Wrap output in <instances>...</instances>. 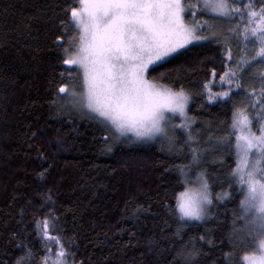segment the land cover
Returning <instances> with one entry per match:
<instances>
[{
    "label": "trees",
    "instance_id": "obj_1",
    "mask_svg": "<svg viewBox=\"0 0 264 264\" xmlns=\"http://www.w3.org/2000/svg\"><path fill=\"white\" fill-rule=\"evenodd\" d=\"M70 3L0 0V264H15L24 255L21 242L38 264L45 243L35 221L49 213L58 218L50 235L75 254L77 264H184L176 252L192 237L200 250L196 264H227L226 253L241 257L250 251L236 244L246 221L243 190L233 176L231 121L234 108L253 115L259 100L264 64H241L258 47L243 38L248 26L243 5L258 10L264 0H236L241 11L227 19L197 9L195 20L211 24L218 39L203 40L151 68V78L175 89L183 85L191 95V142L204 152L199 169L215 200L209 219L188 222L180 237L174 234V194L184 185L176 166L192 163L193 145L178 133L177 148L123 144L108 152L101 124L68 110L59 93L67 82L60 77L64 56L56 37L63 36L60 21L67 20L63 9ZM186 19L192 22L190 13ZM201 34L211 35L206 28ZM229 69L237 73L231 98L209 102L203 85L213 93L229 90L218 85ZM226 192L228 199L216 198ZM47 246L54 257L55 243Z\"/></svg>",
    "mask_w": 264,
    "mask_h": 264
},
{
    "label": "snow or ice",
    "instance_id": "obj_2",
    "mask_svg": "<svg viewBox=\"0 0 264 264\" xmlns=\"http://www.w3.org/2000/svg\"><path fill=\"white\" fill-rule=\"evenodd\" d=\"M235 4L236 0H71L63 9L67 20L62 19L60 25L64 28L63 36H68L69 31L74 34L69 37L66 47L57 46L63 47L66 58L62 62L76 66L80 83L71 92L62 85L59 93L65 96L61 99L70 98L72 108L104 126L111 134L105 137L108 152L112 150L109 141H120L121 138L131 140L135 137L144 142L167 139L171 145L173 138L169 135V126L173 130L189 128L187 108L191 95L183 85L175 89L151 78L150 66L179 54L182 49L187 50L194 42L218 39L211 24L205 22L202 26L195 20L197 9L226 17L241 11ZM243 7L247 9L248 17L243 38L258 47H254L251 61L243 59L241 64L251 67L257 60L264 64V5L258 10L251 3ZM189 13L192 22L186 19ZM205 28L210 36L201 34ZM63 36H57L56 41H61ZM259 76V100L253 105L254 114L250 116L246 108H234L231 121L239 158L233 176L238 177L246 189L244 199L240 201L241 218L246 221L247 235L252 236V240L244 237L240 243L251 250L241 257L226 253L227 264H264V71ZM236 77V71L231 69L220 75L222 84L229 85V90L223 92L213 93L210 85L204 84L208 101L230 99ZM235 87L240 89L242 84L236 83ZM255 94L253 87L251 95ZM257 106L259 111H256ZM177 116L180 123L174 124ZM188 137L191 138L190 131ZM253 150L255 158L250 162ZM197 159L194 152L193 162ZM176 170L184 177L180 181L184 190L174 194L176 211L173 215L177 217L174 234L180 237L188 222L205 219L213 199L205 173L197 176L198 187L193 188L189 186L185 166L178 165ZM45 172L39 174L41 178ZM216 198L220 199L221 194ZM46 200L51 203L50 194ZM57 219L49 213L35 221L37 234L45 243V254L39 258L38 264H69V257H72L71 264H77L75 254L58 236L50 235ZM196 239L190 238L176 252L184 264H196L200 254ZM198 239L204 240L205 236ZM53 242L57 248L54 257L52 249L47 246ZM21 246L24 255L18 257L15 264H34L32 249L23 242Z\"/></svg>",
    "mask_w": 264,
    "mask_h": 264
},
{
    "label": "rangeland",
    "instance_id": "obj_3",
    "mask_svg": "<svg viewBox=\"0 0 264 264\" xmlns=\"http://www.w3.org/2000/svg\"><path fill=\"white\" fill-rule=\"evenodd\" d=\"M205 12L208 13L209 15H212V16L217 17V18H220V19H227V18H230V17L232 16V13H231L229 16H226V17H220V16H216L214 13H210V12H208V11H205ZM200 42H202V41L194 42L192 45H195V44L200 43ZM192 45H189L188 47H190V46H192ZM181 51H183V49H182ZM174 55H176V54H173V56H174ZM171 57H172V56L166 58V60H168V59L171 58ZM166 60H165V61H166ZM165 61L158 62L157 64L150 66V69L153 68L154 66L160 64V63L165 62ZM72 67L74 68V70H76V66H75V65H72ZM220 82H221V81H220ZM234 83H235V80H234ZM220 84H221L222 86H224L225 89H226V88H229V85H228L227 83H223V84H222V82H221V83L218 84L220 87H222ZM221 92H222V91H221ZM224 99H225V98H224ZM64 102L67 104L68 110H69L70 112L75 113V114L80 115V116H86V115H83L79 110L72 108L71 103H70V98L65 99ZM65 103H64V104H65ZM189 105H190V101H189L188 108H187V116H188V118H189V121H188V123H189V128H187V129H185V128H176L175 130H173L171 126H169V128H168L169 135L172 136V138H173V143H172L171 145L169 144V141H168L167 139H159V138H157L156 140H151V141L144 142V141H138V140H136L135 137H132L131 140H125V138H121L120 141H115V142H113V141L110 140L109 143H111L112 147L120 146V145H123V144H126V145H138V146H150V145L160 144V143H161L163 146L168 147V148H177V145H176V139H177V135H178V133H179L180 135H183V134H184V135H186V136L188 137V132L190 131V132H191V138L189 139V137H188L187 139H189V140H187V142H188L189 144L193 145V142H191V141H194V139H193V137H192V136H193L192 129H193V127H194L195 122H194V120H193V119L190 117V115H189V111H188V109H189ZM258 111H259V109H258ZM248 114H249V113H248ZM168 115H170V114H168ZM249 115H250V114H249ZM250 116H251V115H250ZM97 122H98V121H97ZM173 123H174V124H179V123H180V118L177 116L176 119L173 121ZM99 124H100V123H99ZM100 126H101V129L104 128V126H103L102 124H101ZM253 130H254V131L256 130V124H255L254 121H253ZM104 131H105L104 135H106V137H108V136L111 135L109 132H107V131L105 130V128H104ZM233 131H234V130H233ZM257 134H259V133L257 132ZM129 136H131V134H129ZM235 144H236V137H235L234 145H235ZM234 148H235V147H234ZM113 149H114V148H113ZM204 150H205V149H204ZM194 152L196 153L197 157H198V154H199L201 157H198L197 161H195V162H193V160H192V163L190 164L191 167H190L189 163H188L189 166H185V172H186V174H187V178H188V180H189V186H190V187H193V188L198 187L197 176H198L201 172L205 173V178L207 179V174H206V172L203 171V170H201V169H199L200 165L202 164V158L204 157V152H203L202 150L199 151V150L197 149V147L195 146V144H194L193 146H191V155H192V156H193V153H194ZM254 153H255V150H253V154L250 156V162H254V158H255V157H254ZM235 154H236V162L238 163V159H239V158H238V156H237V150H236V148H235ZM236 167H237V165H236ZM191 168H192V169L195 168V170L193 171V174H192V170H191ZM182 178L184 179V177H182ZM236 178H237V180H238V181H237L238 184L240 185L241 189L243 190V199H244L246 189L244 188V186L241 185V183H240L238 177H236ZM207 180H208V179H207ZM208 183H209V181H208ZM209 190H210V192L212 193L211 188H210V185H209ZM226 193H227V192H226ZM223 194H224V193H223ZM223 194H221V198H220L219 200L228 199V197H229L228 193H227V195H223ZM212 199H213V195H212ZM214 201H215V200L213 199V203H212V205L209 206V212H208L207 216L205 217V219H204L203 221H190V222L201 223V222H204V221H206L207 219H209V217H210V212H211L212 206H213V204H214ZM244 237H246L247 240H249V241L252 240V236H251V235H247L246 227L243 228V231L241 230V232L238 233L237 238H236V244H239V245H240L239 247L242 248V249H243V248H249V247L246 246L245 244L240 243V240H241L242 238H244Z\"/></svg>",
    "mask_w": 264,
    "mask_h": 264
},
{
    "label": "flooded vegetation",
    "instance_id": "obj_4",
    "mask_svg": "<svg viewBox=\"0 0 264 264\" xmlns=\"http://www.w3.org/2000/svg\"><path fill=\"white\" fill-rule=\"evenodd\" d=\"M63 33H64V31H63ZM73 34L74 33H72L71 31H69L68 36H64L63 37V39H62V41H63L62 45L64 47L67 46V41H68L69 37L71 35H73ZM57 44H59L58 41H57ZM61 48H62V52H63V47H61ZM63 56H64V53H63ZM64 58H66V57H64ZM60 77L62 79H64V80H66L67 84L65 86L67 87V89H68L69 92H71L80 83V81H79V79L77 77V70H74V68L72 67V65H66V64L63 63V69L60 72ZM61 95H64L65 96V94H63V93H61ZM100 131H102V130H100ZM104 133H105V131L103 130L101 132V135H102V137H103V139L105 141L106 135H104Z\"/></svg>",
    "mask_w": 264,
    "mask_h": 264
},
{
    "label": "water",
    "instance_id": "obj_5",
    "mask_svg": "<svg viewBox=\"0 0 264 264\" xmlns=\"http://www.w3.org/2000/svg\"><path fill=\"white\" fill-rule=\"evenodd\" d=\"M58 43H59V44H62V43H63V41L61 40V41H59Z\"/></svg>",
    "mask_w": 264,
    "mask_h": 264
}]
</instances>
